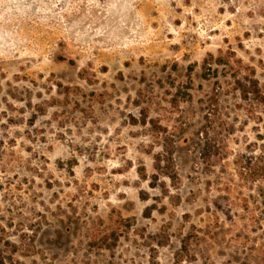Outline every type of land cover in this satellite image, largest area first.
I'll list each match as a JSON object with an SVG mask.
<instances>
[{"label": "rangeland", "instance_id": "374dc122", "mask_svg": "<svg viewBox=\"0 0 264 264\" xmlns=\"http://www.w3.org/2000/svg\"><path fill=\"white\" fill-rule=\"evenodd\" d=\"M220 51L264 94V0H0V264H264V107Z\"/></svg>", "mask_w": 264, "mask_h": 264}, {"label": "trees", "instance_id": "16d2710c", "mask_svg": "<svg viewBox=\"0 0 264 264\" xmlns=\"http://www.w3.org/2000/svg\"><path fill=\"white\" fill-rule=\"evenodd\" d=\"M197 67L198 65H193L188 69L185 76L188 85L186 90L193 87L192 76ZM200 68L201 78L204 81L215 80L217 84H220L225 79L230 83L232 91L239 96L244 104L251 107H264V94L260 88L256 70L238 59L234 52L220 51L217 56L208 55ZM192 100V94H187V100L185 101L191 102ZM209 103L210 105L217 104V96L214 95ZM262 177H264V172Z\"/></svg>", "mask_w": 264, "mask_h": 264}]
</instances>
